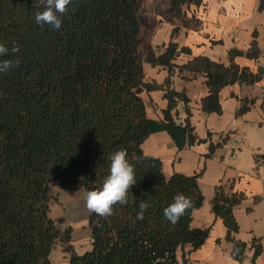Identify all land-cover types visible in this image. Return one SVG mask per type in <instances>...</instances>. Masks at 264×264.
<instances>
[{"label": "trees", "instance_id": "obj_1", "mask_svg": "<svg viewBox=\"0 0 264 264\" xmlns=\"http://www.w3.org/2000/svg\"><path fill=\"white\" fill-rule=\"evenodd\" d=\"M202 3L172 0L177 17H183L186 6ZM42 10L41 0H0V44L20 46L16 57H0L20 61L0 74V264H53L57 244L70 255L69 264H189L185 254L179 261L178 250L188 245L196 250L210 234L191 225L194 210L204 203L198 182L202 172L166 177L161 159L146 155L142 144L159 131L168 132L180 150L210 141L212 133L207 139L195 134L190 100L185 91L172 88L171 77L176 72L183 78L185 72L205 76L209 94L202 99V111L221 115L224 88L264 80V67L253 71L235 62L237 57L256 58L257 41L249 51L230 50L229 65L207 56L179 65L178 57L190 56L192 50L174 40L177 28L164 51L145 47L139 0H73L60 30L35 23V13ZM145 62L169 71L163 84L145 80ZM158 89L164 90L168 106L164 119L153 120L142 93ZM179 102L186 105L185 123H177L173 115ZM240 102L237 116L255 103ZM228 138L210 142L206 157ZM120 149L127 150L137 183L127 204L115 205L113 215L91 213L92 249L78 255L71 244L72 227L62 229L64 219L50 216L51 190L59 186L75 195L83 188L102 187L109 156ZM181 193L192 207L173 225L163 209ZM245 197L222 184L212 210L227 229L233 259L242 264L252 248L255 264L263 252L260 241L255 238L249 246L236 237L234 210ZM141 201L150 207L137 220Z\"/></svg>", "mask_w": 264, "mask_h": 264}, {"label": "crops", "instance_id": "obj_2", "mask_svg": "<svg viewBox=\"0 0 264 264\" xmlns=\"http://www.w3.org/2000/svg\"><path fill=\"white\" fill-rule=\"evenodd\" d=\"M139 2L144 19L142 37L145 47L156 53L164 51L177 28L174 40L180 46L191 48L192 55H181L176 64H185L195 56H207L229 65L230 50L249 51L255 40L258 45L256 58L237 57L235 62L253 71L264 67V0H203L200 6H186L183 17L175 15L172 0ZM144 72L147 82L163 84L169 77L165 67L147 62L144 63ZM184 75L187 78L176 72L171 77V86L177 92H186L195 134L207 139L208 133H212L210 141L180 150L168 132L159 131L142 144L146 155L161 159L166 177L175 173L194 175L202 172L198 182L204 203L194 210L191 225L194 229H209L210 234L196 250H192L190 245L179 249L178 259L182 262L185 254L189 264H238L231 256L232 243L226 239L227 229L212 210L216 189L223 184L234 192L245 194V199L234 210L239 224L236 237L249 246L255 238L258 239L263 252L255 264H264V80L255 85L235 84L224 88L221 93L223 113L218 115L202 111V99L209 94L206 77H194L190 72ZM164 94L161 89L142 93L150 119H164V110L168 106ZM241 99L254 100L255 103L246 113L237 116ZM173 115L177 123H185L188 116L185 103L179 102ZM227 135L229 138L223 146L217 148L212 157H206L210 142L220 143ZM86 192L83 188L70 195L59 186L51 190L50 216L55 206H61L62 214L51 218H63L62 229L72 227L71 244L78 255L92 249L91 213L84 201ZM56 247L59 249L53 255ZM253 255L254 250L248 249L242 264H252ZM51 260L53 264H69L70 255L57 244Z\"/></svg>", "mask_w": 264, "mask_h": 264}, {"label": "clouds", "instance_id": "obj_3", "mask_svg": "<svg viewBox=\"0 0 264 264\" xmlns=\"http://www.w3.org/2000/svg\"><path fill=\"white\" fill-rule=\"evenodd\" d=\"M73 0H41L42 11H37L34 16L38 26H50L53 30H60L63 24V16L68 12V6ZM20 46L13 45L11 48L0 44V57H16ZM18 58L0 59V74L8 73L19 66ZM135 160L136 158L133 157ZM110 170L109 175L104 179L102 187L87 191L84 195L85 206L90 213H95L101 217L113 215L114 206L117 204L125 205L128 202V193L133 185L137 183L135 177V167L128 159L126 149L115 151L109 156ZM150 204L141 201L137 220L144 219L145 211ZM192 207L190 198L184 194H177L173 202L163 209L164 218L175 225L185 212Z\"/></svg>", "mask_w": 264, "mask_h": 264}, {"label": "rangeland", "instance_id": "obj_4", "mask_svg": "<svg viewBox=\"0 0 264 264\" xmlns=\"http://www.w3.org/2000/svg\"><path fill=\"white\" fill-rule=\"evenodd\" d=\"M143 54H144L145 57L147 56L146 48L143 49ZM60 214H62L61 206L57 205V206L54 207V209H52L51 216H59ZM65 228H67V227H64V229ZM58 249H59V247L55 248L53 255H56Z\"/></svg>", "mask_w": 264, "mask_h": 264}]
</instances>
